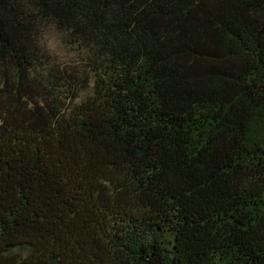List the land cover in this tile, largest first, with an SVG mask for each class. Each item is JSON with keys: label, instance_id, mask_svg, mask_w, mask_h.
Segmentation results:
<instances>
[{"label": "trees", "instance_id": "1", "mask_svg": "<svg viewBox=\"0 0 264 264\" xmlns=\"http://www.w3.org/2000/svg\"><path fill=\"white\" fill-rule=\"evenodd\" d=\"M0 264H264V0H0Z\"/></svg>", "mask_w": 264, "mask_h": 264}]
</instances>
